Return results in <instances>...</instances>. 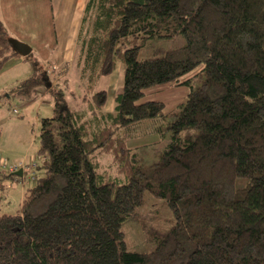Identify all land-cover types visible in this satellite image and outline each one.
<instances>
[{
    "label": "trees",
    "instance_id": "16d2710c",
    "mask_svg": "<svg viewBox=\"0 0 264 264\" xmlns=\"http://www.w3.org/2000/svg\"><path fill=\"white\" fill-rule=\"evenodd\" d=\"M84 11L75 87L30 53L32 75L11 96L28 101L41 87L53 112L40 120V161L26 165L43 175L17 213L0 211V264H264V0H88ZM176 35L183 46L138 59L148 40ZM11 39L0 20V73L28 60ZM118 63L106 113L96 82ZM168 83L189 88L176 112L143 100ZM154 120L165 125L154 138H168L147 163L153 143L131 144L126 132ZM146 191L173 221L136 253L121 225Z\"/></svg>",
    "mask_w": 264,
    "mask_h": 264
},
{
    "label": "rangeland",
    "instance_id": "374dc122",
    "mask_svg": "<svg viewBox=\"0 0 264 264\" xmlns=\"http://www.w3.org/2000/svg\"><path fill=\"white\" fill-rule=\"evenodd\" d=\"M185 44V41L180 35H176L171 39H158L152 38L146 42V44L139 50L138 59H147L154 56V51L158 49L169 50L177 47H181ZM77 54L78 47L75 48L74 53L72 54V61L69 64H61L64 67H56L43 63L46 70H50L48 74L51 77V80L58 81L62 84V80L66 79L71 82L72 87H75V82L78 81V68L77 63ZM25 63H21L15 68H10L5 70L3 74H0V134L3 141V145H9V142H12V145L16 146H26V144H32L33 150L37 151L39 146V125L42 118H51L53 112V104L50 96H46L42 101L38 100L36 104L31 106L28 109H22V101L17 97H11L14 89L19 86L22 81L27 80L32 75L31 63L33 62L30 56L25 57ZM23 58V59H25ZM120 69L118 78L110 80L109 76L105 78L102 82V89H105L109 83H111L113 89L117 92L118 88L122 83V68L118 63ZM63 68V69H62ZM53 71V72H52ZM195 72L186 74L185 77L181 78V81L186 79H194ZM69 82V85H70ZM107 83V84H106ZM191 86H194L195 83L193 80L190 82ZM63 85V84H62ZM98 87L101 85V82H98ZM188 86H174V84L168 83L163 86H154L152 89L146 92L143 100L149 101H159L164 104L165 113L176 112L179 104L186 101L188 94ZM16 111V114L13 111ZM21 124V127L15 131L12 127L13 124ZM23 125L27 128L26 134H24ZM164 122L160 120H154V122L143 121L138 125L133 126L131 129L127 130V139H130L131 144H136L135 139L138 137H143L141 144L144 143H153L148 148L142 150V154L145 153V162L151 163L156 160V154L158 150H161L163 147L161 136L164 131ZM158 128L160 130H158ZM161 133L160 138H154V136ZM160 135V134H159ZM26 139L27 143H24L23 140ZM161 140V141H160ZM139 143V142H138ZM38 152V151H37ZM32 157L31 161L22 162L26 165H31V162L39 160V158ZM14 161V163H18ZM33 162V163H34ZM29 167V166H28ZM25 175V184L32 186L35 180H32V176L38 178L43 175L41 170L32 172L28 171ZM29 177V178H28ZM18 196L14 197L9 210L7 213L15 214L16 207L19 202ZM15 210V211H14ZM173 221V216L169 212L163 201L159 198L153 197L149 192L146 191L144 194L143 204L135 211V215L122 223L121 231L126 243V247L129 251L132 252H141L148 253L155 248V243L150 240V234L154 232L159 233L164 231L170 226V223Z\"/></svg>",
    "mask_w": 264,
    "mask_h": 264
},
{
    "label": "crops",
    "instance_id": "0c3cea01",
    "mask_svg": "<svg viewBox=\"0 0 264 264\" xmlns=\"http://www.w3.org/2000/svg\"><path fill=\"white\" fill-rule=\"evenodd\" d=\"M87 1L88 0H0V20L10 37H12V39L15 38L22 44H26L31 48V53L40 59L41 62L61 68L64 67H60L61 64L66 65L72 61V54L77 47L76 39L81 27V19L84 15ZM21 63L25 62L16 58L12 59L5 65L0 74H3L5 70L17 67ZM120 69L121 68L117 64L115 71L109 76V82L118 78ZM103 80L106 79L101 78L96 82L95 89H102ZM98 82H101L99 87L97 85ZM102 90H106L107 93L104 112L113 113L116 91L113 89L111 83ZM46 96H48V94L41 87L35 89L28 101L21 102V105H23L21 110L28 109L36 103L39 104ZM38 100L40 101L37 102ZM12 127L16 131L18 127H21V124L15 123ZM23 128L24 134H26L27 128L24 125ZM23 142L27 143V140L24 139ZM2 143L3 141L0 140V153L9 162H28L29 160L31 161L32 157H36L37 155L38 150H33L31 143L26 144V146H16L14 143L12 145V142L4 146ZM27 173L29 172L24 171L22 177L12 176L9 179H5L3 177L5 174L0 172L1 212L10 214L6 211L9 210L14 200L13 198L16 196L20 198L15 213L19 211L25 190L32 187L24 182Z\"/></svg>",
    "mask_w": 264,
    "mask_h": 264
},
{
    "label": "built area",
    "instance_id": "2783aa9c",
    "mask_svg": "<svg viewBox=\"0 0 264 264\" xmlns=\"http://www.w3.org/2000/svg\"><path fill=\"white\" fill-rule=\"evenodd\" d=\"M53 72V71H52ZM50 73V70H47V75ZM14 114H16V111H13ZM26 171L27 167L26 164L19 162L14 163V162H9L1 153H0V172L2 174L8 175L13 174L18 171ZM32 180H36V177L32 176Z\"/></svg>",
    "mask_w": 264,
    "mask_h": 264
},
{
    "label": "water",
    "instance_id": "95a60500",
    "mask_svg": "<svg viewBox=\"0 0 264 264\" xmlns=\"http://www.w3.org/2000/svg\"><path fill=\"white\" fill-rule=\"evenodd\" d=\"M10 47L13 50V52H16L20 57L25 58L26 56H28L31 53V48H29L26 44H22L21 42H19L18 40L11 39L9 41ZM14 176L20 177L22 176V171H18L13 173Z\"/></svg>",
    "mask_w": 264,
    "mask_h": 264
},
{
    "label": "bare ground",
    "instance_id": "6f19581e",
    "mask_svg": "<svg viewBox=\"0 0 264 264\" xmlns=\"http://www.w3.org/2000/svg\"><path fill=\"white\" fill-rule=\"evenodd\" d=\"M18 191H19V189H18Z\"/></svg>",
    "mask_w": 264,
    "mask_h": 264
}]
</instances>
